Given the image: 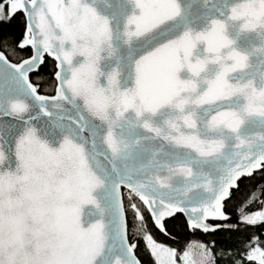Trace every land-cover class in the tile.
<instances>
[{
    "label": "snow or ice",
    "instance_id": "6c2138e0",
    "mask_svg": "<svg viewBox=\"0 0 264 264\" xmlns=\"http://www.w3.org/2000/svg\"><path fill=\"white\" fill-rule=\"evenodd\" d=\"M262 195L264 0H0V264H264Z\"/></svg>",
    "mask_w": 264,
    "mask_h": 264
},
{
    "label": "trees",
    "instance_id": "16d2710c",
    "mask_svg": "<svg viewBox=\"0 0 264 264\" xmlns=\"http://www.w3.org/2000/svg\"><path fill=\"white\" fill-rule=\"evenodd\" d=\"M259 182H260V178L257 177V184H258ZM250 187H256V185H250ZM260 199H264V195H262V196L260 197ZM257 207H258V205L253 206V210H255ZM196 239H202L203 241L207 242V241L212 240V239L219 240L220 237H212V236H210V235L204 234V235H202L201 237H197ZM173 246H175V245H173Z\"/></svg>",
    "mask_w": 264,
    "mask_h": 264
}]
</instances>
